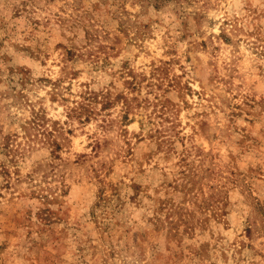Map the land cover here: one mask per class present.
<instances>
[{"label":"rangeland","instance_id":"374dc122","mask_svg":"<svg viewBox=\"0 0 264 264\" xmlns=\"http://www.w3.org/2000/svg\"><path fill=\"white\" fill-rule=\"evenodd\" d=\"M0 264H264V0H0Z\"/></svg>","mask_w":264,"mask_h":264}]
</instances>
